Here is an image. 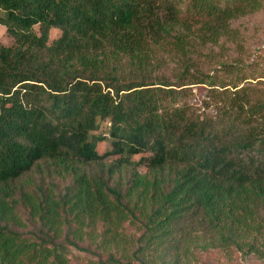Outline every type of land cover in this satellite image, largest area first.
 Masks as SVG:
<instances>
[{
    "label": "trees",
    "instance_id": "trees-1",
    "mask_svg": "<svg viewBox=\"0 0 264 264\" xmlns=\"http://www.w3.org/2000/svg\"><path fill=\"white\" fill-rule=\"evenodd\" d=\"M263 10L264 0H0L11 40L0 45V264H83L73 250L97 259L86 264H192L218 248L264 259V81L229 65L232 81L217 80L197 61Z\"/></svg>",
    "mask_w": 264,
    "mask_h": 264
},
{
    "label": "rangeland",
    "instance_id": "rangeland-1",
    "mask_svg": "<svg viewBox=\"0 0 264 264\" xmlns=\"http://www.w3.org/2000/svg\"><path fill=\"white\" fill-rule=\"evenodd\" d=\"M233 28L240 33V37L237 42L222 43L218 46H211L202 51L201 57L197 60L201 70L206 75L211 77H217V80H223L225 82L232 81L226 72L223 71L224 65L239 67L244 75L238 76L237 72L234 75L239 78L246 77V82H259L264 79L258 77H264V10L249 15L240 21L233 24ZM35 32L38 36L41 34V27L37 26ZM61 32L57 29H53L50 35V44L53 43ZM11 44V40L7 35L5 27L0 28V45ZM166 60H168L166 58ZM165 71L163 74L171 81L175 80L174 74V62H167ZM234 67V68H235ZM236 79V78H234ZM256 79V80H254ZM209 87L201 86L196 87L192 92L191 100L198 107L203 103L208 102ZM97 134H102L106 137V141L101 145L102 153H106L111 150V133L110 125L108 122L101 124L100 131ZM110 160H113L112 158ZM127 236L137 240L140 233L134 228L126 229ZM197 260L191 259L192 264H264V259L249 253H242L234 248H218L211 249L207 252H197ZM155 256L159 258L161 252H155ZM184 261L185 258H181ZM72 260L74 262L86 264L90 260H97L87 253L73 250Z\"/></svg>",
    "mask_w": 264,
    "mask_h": 264
}]
</instances>
